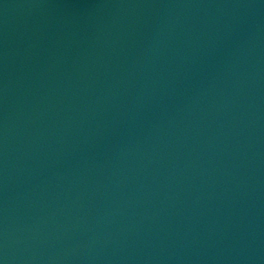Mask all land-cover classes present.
<instances>
[{
    "label": "water",
    "instance_id": "obj_1",
    "mask_svg": "<svg viewBox=\"0 0 264 264\" xmlns=\"http://www.w3.org/2000/svg\"><path fill=\"white\" fill-rule=\"evenodd\" d=\"M0 264H264V0H0Z\"/></svg>",
    "mask_w": 264,
    "mask_h": 264
}]
</instances>
